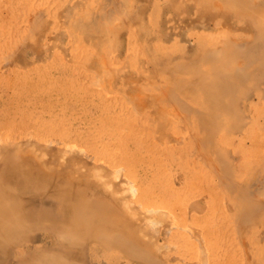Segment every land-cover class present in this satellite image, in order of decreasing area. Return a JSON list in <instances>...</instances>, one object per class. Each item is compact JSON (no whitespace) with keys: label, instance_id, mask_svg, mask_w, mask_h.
I'll list each match as a JSON object with an SVG mask.
<instances>
[{"label":"rangeland","instance_id":"obj_1","mask_svg":"<svg viewBox=\"0 0 264 264\" xmlns=\"http://www.w3.org/2000/svg\"><path fill=\"white\" fill-rule=\"evenodd\" d=\"M34 1L40 2L41 0H0V97L2 98V102L0 103L1 143L4 142V145H6L11 142V138L8 137V134L14 129L27 128L28 130H31L32 128L31 131L36 130L35 132H39L42 136L41 137L39 133H37V136L39 137H35L33 140V142H35L34 145L40 146L37 147L36 154L46 152L45 154L48 156L45 155V161H53V163H48L49 167H59L63 161L71 163L74 158H77L80 161L78 165H72L73 169L80 168L82 170L84 169L83 171H85V167L83 166H85L86 163L93 165L94 162L96 163L98 160V164H101V162H106L104 161V158L98 159L96 153H99L100 149V151L105 150L106 154L110 152V150L103 149L102 146L105 144V142H108V137L104 132L107 133L108 131L114 130H112V123H114L112 120V115L114 114L113 116H116V118L114 117V120H118L119 118L118 121L121 122L122 125V130H119L121 133H115L116 135L114 134V137H116V140L124 137L128 141L131 152L133 153L131 155V169L140 165V169L146 171L148 174L147 178H145L143 172L137 170V168L133 169L134 173L131 172L130 174L131 179L133 178L134 181H137V185H139L138 187L144 190V203L152 204L154 200L155 203L153 204H161L162 206H165H163L164 208H161V205L160 207L158 205L159 208H157L156 205L155 209L159 210L157 212L167 214H169V209L171 208L170 204H173L172 206L174 208L171 209L175 210L177 215L173 216L169 214L172 216V220H174V217L176 218V223L174 222V225L171 226L173 229L170 230L171 232L169 234H167V232H161L164 231L166 227L164 226L165 224H162L163 226L159 224V227L154 224V226L158 227V230H153V226L149 223V226H145V234L147 236H145L143 230H140L144 234V237L143 234L142 236L140 235V237H143L145 240L146 238H149L147 240L150 242H152V240L155 238L153 242L158 245L160 244L161 246L160 253H153V256H156L155 259L153 257L155 261H144L130 257L121 248L110 246L105 241L94 240L93 236L90 235H85L86 243L81 248H79V245H76L73 249L69 248L61 237V235L66 232V228L64 227L63 217L60 218L61 216H57L59 215L60 211L62 212L65 209H59V207H61V203L59 200L60 197H57V200L54 202L57 205L50 209L54 211L52 215L53 218L51 220V226L49 227L50 230L37 227L38 231H35L39 232V236L44 240L35 244L25 243L24 247H26V252H37L36 249L39 247V253L41 252V256L43 254L41 251V246H46V250L50 254L61 257L63 261H69L72 263L81 262V264H158L157 262H160V260H162V262L159 264H264V210L257 215H248L249 219H246L247 221H250H248L249 223L237 221L234 219L236 214L235 212L230 213L229 211H226L227 206L233 205L234 203L233 197L235 196V189H232L231 186L235 185L236 181L246 182L251 176L250 174L244 175V173H241L238 170L235 171V169L232 167V165L234 166L240 163L243 164V160L240 159L242 154L240 151H237L236 153L240 157L237 156L235 160H233L230 155V152L232 153L231 150H233V148L236 149L238 143L235 144V142L239 140V138H234L236 141H234L233 144H229L227 147L225 144L222 148L218 146L219 140H227L232 138L230 136H226L227 127H230L229 123H236L234 121H237L239 116L237 115V112H233L231 115L222 114L219 119L214 120L216 124V126L214 125V129H210L209 131L207 127L208 125L210 126V122H208L209 118L207 117L206 113L209 112L210 107L206 100L205 93L197 87H191L192 83L199 84L201 82L202 75H195V69L197 66L191 67L190 71L186 73L163 72L162 61L159 58H154L147 52V49H149L150 46H153V44L150 43L151 41H146L144 39V35H148L143 32V30L140 28V25H131L127 23V20L126 24L123 22L121 24L122 26L120 27L119 24L113 22L114 30L116 29L118 31L111 34L104 32L103 34L94 35L89 32V28L87 26H85V29L80 30L75 28L73 25L75 21V18H73L74 10L71 11L73 12L71 13L73 15H71L70 18H62V21L60 20V22H55L52 19L49 20V26L56 27V32L59 29V39H54L57 35L55 32L49 37L50 39H46L44 29L40 32H36V28L32 29L33 39H25L23 33L25 31L29 32V28L27 29L25 26H23V23L21 24V10L19 7L21 6L22 2L33 3ZM75 1L77 0H57L59 6L64 5L70 8L73 7V3ZM118 1L121 3V0ZM150 1V5L152 6L154 1ZM82 2L83 4L85 3L84 7L82 8L83 12L85 11V14L90 12L92 9H104V5L102 4L103 1L100 3L98 0H82ZM89 3H91V5L88 7ZM133 3H135L133 4L134 13L138 14L142 6H144V3H141L139 0H135ZM135 6L137 7L135 8ZM157 7L158 6H155L152 7V9H149L147 14L150 13L151 16V14L156 11ZM105 8L110 10L111 6H105ZM129 8L131 9L132 7L130 6ZM158 10L161 14H153V18L155 17V20L151 17L152 20L150 21L148 18L150 16H148L145 20L150 30L149 35H154V30H156V34H158L160 27V23L158 22L159 16L164 13V11H161L160 8ZM168 12L166 14L169 20L167 25L168 28L174 29V31L176 30L175 35L178 39V46L173 45L172 42H166L165 46L166 48L167 46L170 47L172 51H178V49L181 48L183 44H185L179 36L181 32L185 30L177 28L178 25H175V21H172L173 19ZM85 20H88L87 17H85ZM41 27H44L42 22ZM131 28L132 30H130ZM186 31L188 32H186L187 34L190 33L189 37L191 38L189 39L192 50L198 47V44L201 40H207L206 37L208 32L204 30ZM246 35L248 36L249 34ZM38 50H41L44 55L42 54L41 56H37L38 54L36 52ZM248 59L249 60H247V62L253 63V66L257 64V61L254 60V58ZM29 61L31 63L28 64ZM244 61V63H246L245 59ZM203 67L205 68L208 66L205 65ZM92 75H97V80L95 76L93 79ZM98 78L100 79L99 83L102 84V86H100V84L97 82L99 81ZM254 79L255 77L253 74L250 80L251 85L249 81L248 86L245 87V91L253 88ZM176 80H178V82H184L186 86L182 89L179 88L175 84ZM79 82H81V86L79 85ZM92 82L93 84H91ZM148 83V86L144 85ZM158 86L163 88L161 89ZM169 86L174 88V94H176V97L178 98L177 102L166 97V95L163 93L164 91H161L168 88ZM263 86L264 79L255 89H253V91L255 93H259L260 91L264 90ZM88 89L90 91L92 90L91 92H96L90 93ZM32 91H34L35 94L28 96ZM18 93L20 94L18 95ZM105 93L107 94L105 95ZM43 94L48 95L46 97V95L42 96ZM32 96L34 97L32 98ZM97 97H99V99ZM104 97L105 99H103ZM114 97L116 99H114ZM75 98L77 99L75 100ZM142 98L145 100V102L141 100ZM160 98H162L161 101ZM21 100L23 101L22 103H24L23 105L20 102ZM34 100L36 101V104ZM17 101H19L21 104ZM26 102L28 105L25 104ZM178 102L181 103V105H179ZM243 102L244 99L242 98L239 104H237L238 112H240ZM5 103H8L9 106ZM18 103L19 105H17ZM81 104L83 106H81ZM106 104L109 106V108L106 106ZM182 105L188 106L196 111L198 110V113L202 112V114L200 113L201 118H198V116L192 117V114L187 115V113L184 112L185 110L183 111V109L179 107ZM258 107L264 108V104H258ZM71 108L75 110L72 109V112L70 110ZM30 109L31 111H34L29 112ZM41 110H44L45 112H41ZM48 111L52 114L47 113ZM106 111L108 113H105ZM71 112L76 116L75 118H78L75 119ZM32 113L33 115L31 116L30 114ZM106 114L108 116H106ZM22 115H28V117L25 116L27 118H24ZM69 115H71L72 118ZM103 116L106 118L107 122L104 121V123L106 122L107 125L106 123H102L104 120ZM235 116L238 118L236 119ZM107 117L109 120H111L109 121ZM203 117L204 120L201 122L200 120H202ZM100 118L103 119L101 122ZM24 119L25 124L27 123L26 125L23 122ZM37 119L39 120L37 121ZM40 120L42 122H40ZM229 120L232 121L229 122ZM260 120L262 122L258 121L259 123H264L263 118H260ZM14 122L17 123L15 124ZM38 122L39 124L41 123L39 126ZM124 122L126 124H124ZM109 123L110 126L108 128L107 126ZM204 124H206L207 127ZM102 125L104 128L101 129ZM61 126L63 128H61ZM8 127L9 129L13 128V130H9ZM4 128L9 131L7 132ZM51 128L52 131L50 130ZM102 130H104V134L102 133L103 135L100 133ZM67 131H69V133ZM97 131H99L98 136H101V138L97 136ZM49 132L50 134H54L50 135L48 134ZM58 132L61 134V136ZM42 133H45L46 135ZM56 133H58V136L63 139L64 143H61L62 146L56 142L51 143L49 140L50 138L52 140H55V137L58 138L57 135L55 136ZM95 138L98 140L95 141ZM82 139L84 140L82 141ZM99 139L101 142H99ZM44 140L46 141L44 142ZM78 141H82L84 143H79ZM192 141L194 142L195 146L193 145L192 147H189L188 143ZM212 141L215 143L212 144ZM48 142L51 143L52 146H50L51 144L49 145ZM207 142H209V147H207ZM47 145H49V148L46 147ZM110 147L111 148L107 149H111L113 155L117 156L119 153H122V151H118L115 147ZM44 148H46V150ZM94 148L97 149L95 150ZM69 149V154L63 153L64 150L66 152V150ZM72 150H75V152L73 151L72 153ZM78 151L79 153H77ZM78 154H80V156ZM83 154L85 156L87 154V156L85 157ZM87 157H90V159H87ZM91 159H93V161ZM9 161L12 162V174L18 170H22L21 173L23 174L33 170L30 162H25L21 159H14L13 157H9L8 162ZM142 161L144 164H141ZM116 169L119 170L121 167H112V173H115L114 171H116ZM122 169L120 172V175H122L121 179L125 178V180H127L126 177L130 179V177L126 175L124 176L126 171L125 169ZM180 175L185 177L184 180L181 179L182 184L178 181H175V178ZM139 181L142 184H140ZM33 184V180H26L25 184L18 185L19 188L13 184L12 189L14 192H8L7 198L18 199L17 195H20L21 198L24 199L30 187L33 188ZM132 184L130 183L129 186V183H127L128 189L132 188ZM251 184L253 187H256V189H264L262 188L264 186L261 184H259L260 186H254L255 183ZM43 185L44 186L42 187L44 189L52 193L50 190L53 189L52 185ZM121 188L123 189V185ZM128 189L126 187V190ZM177 189L183 191L179 192ZM259 190L256 193H258V195H260V197L262 196L264 199V190ZM130 191L131 190H129V192ZM20 192L25 195H21ZM133 193L134 192H130L129 194L133 195ZM146 197H148L150 201ZM160 201L165 204L161 203ZM166 202L169 203L167 204ZM197 202L201 203L199 210H195L193 207ZM166 204L170 206L168 207ZM209 208L211 211L209 210L208 212L207 209ZM180 212L182 215L184 214V217L179 214ZM193 217L195 220L197 217V222L194 221ZM107 218H109L110 223L114 222L115 220V218L112 217ZM165 218L167 219V216H165ZM225 222H229L230 224L226 225ZM40 223H42V221H40ZM256 224H259L260 227H257ZM35 225L37 226V224ZM95 227L100 228V230L103 229L105 234L108 236H112V233L123 234L126 237L130 236L129 232L126 231L128 230L127 228L111 229V225L106 227L101 222H95L94 228ZM89 228L90 227L88 226V229ZM174 230L177 231L174 232ZM154 231H156L158 234L160 232L163 233L164 238L160 241H157L156 236L158 234ZM180 234L182 236H180ZM140 237H138L136 240L139 245H141ZM205 240L209 241L205 242ZM165 245L168 247V249ZM164 246L167 250L164 248ZM162 248L164 249L162 250ZM17 250L18 249L15 245H7V253L8 255H11L10 259L12 258L13 254L14 256L15 254L18 255ZM71 251L74 252L73 257L69 256ZM76 251H84L86 253V257L79 259L82 258V256L75 254ZM38 255L33 256L31 254H24L22 255L21 262H18V264H27L30 262V259H28L30 256H32L31 259H34ZM9 262L10 261L8 260V263L5 262V264H17ZM0 264H3L1 260Z\"/></svg>","mask_w":264,"mask_h":264},{"label":"bare ground","instance_id":"obj_2","mask_svg":"<svg viewBox=\"0 0 264 264\" xmlns=\"http://www.w3.org/2000/svg\"><path fill=\"white\" fill-rule=\"evenodd\" d=\"M66 1H69V0H66ZM102 1H103V3H102ZM134 1L133 0H121V3H119L120 1H118V0H98V2H100L104 5V9L103 8H102V10L92 9L90 12H88L86 14H85V11L83 12V9H82L84 7V4H85V3L83 4L82 0L75 1L73 3L72 8H70L68 6H64V5L59 6L57 0H41L40 2L34 1L33 3L22 2L21 6L19 7V9L21 10V12H20L21 20L20 21H21V24L23 23V26H25L27 29L29 28V32L25 31L23 33V35L25 36V39H33L32 29L36 28V30H35L36 32H40L44 29L46 39H50L49 37L54 32L57 33V35L55 34L56 36L54 39H56V38L59 39L58 38L59 29L56 32V29H57L56 27L49 26V23H48L49 20L52 19L55 22H58V21L60 22V20L62 18H65V19L70 18V16L73 15V14H71V13H73L71 11L74 10V17L73 18H75V21H74L73 25L75 26V28L80 30V29H85V26H87L89 28V32L94 34V35L103 34L104 32L105 33L108 32L111 34L113 32L118 31L116 29L114 30L113 22H116L117 24H119L120 27L122 26L121 24L123 22H125L124 24H126L127 20H128L127 23H129L131 25H134V24H136V26L140 25V28L143 30V32L148 35V36L144 35V37H145L144 39L146 41H151L150 43L153 44V46H154V47L150 46L149 49H147V52L150 55H152L154 58H159L162 61V71L163 72H166V73H169V72L186 73V72L190 71L191 67L197 66V68L195 69V72H196L195 75L196 76L202 75L201 76V82L199 84L198 83H192L191 87H193V88L197 87L198 89L202 90L205 93L206 100L209 103V107H210L209 112L206 111L207 112L206 115L209 118L208 122H210V126L208 125V127H207L206 124H204V125L209 129V131H210V129L211 130L214 129V125L216 126L214 120L219 119L222 114L231 115L233 112L234 113L237 112V115L239 116V118L235 116L236 119L238 118L237 121H234L236 123H232V124L229 123L230 127L229 128L227 127V135L226 136H230L232 138L227 139V140L226 139L225 140H219L218 146L222 148L225 144L227 147L229 144H233L234 141H236L234 138H239V140H237L235 142V144L238 143V145L236 146V149L233 148V150H231L232 153L230 152V155H231L232 159L235 160L237 158V156L240 157L239 155L236 154L237 151H240L242 153L240 159L243 160V164L240 163L238 165L237 164L234 166L232 165V167H233V169H235V171L238 170L239 172L244 173V175L250 174L251 176H250L248 181H246V182H237L236 181V184L231 186L232 189H235L234 190L235 196L233 197L234 203H233V205L227 206L226 211H229L230 213L235 212L236 213L235 218L234 217L233 218L236 219L237 221L248 222L249 220L247 221V219H246L249 217L248 215H252V214L257 215L258 213H260L264 210V199L262 198V196L260 197V195H258V193H256V192H258L259 189H256V187H253V185L251 184V183H253V184L255 183L254 186L259 185V184L264 186V123L258 122V121L262 122L260 120V118L264 119V108H262L263 106L258 107V104H261V103L264 104V90L260 91L259 93H255L253 91V89H255L264 79V0H152V1H154L152 6L150 5V2H151L150 0H139L141 3H144V6H142V8L140 9L138 14L134 13V9H133V7H134L133 4H135V3H133ZM50 3H52V4H50ZM90 5H91V3L88 4V7ZM124 5H125V7H124ZM52 6H53V8H52ZM105 6H109V7L111 6V9L110 10L106 9ZM130 6L132 7L131 9L129 8ZM155 6H158L161 9V11L162 10L164 11V13L159 16L158 22L160 23V27H159L158 34H156V30H154V35H149L150 30H149V27L146 24L145 20L148 16H150V13L147 14V12H149V9H152V7H155ZM136 7L137 6H135V8ZM158 7L156 8V11H154L153 14H156V15H158V13L161 14L160 11L158 10L159 9ZM167 12L170 14L171 18L173 19L172 21L173 22L175 21V25H178L177 28L185 30V31L181 32V34L179 35L181 37V40L184 41L185 44H183V46L181 48H179L178 51H172L170 49V47L167 46V48H166V46H165L166 42H172L173 45L178 46V44H177L178 39L175 35L176 30L174 31V29L168 28V25H167L168 21H169L168 17L166 16ZM153 14H151V16L148 17L150 21L152 20L151 17L153 18ZM164 14H165V16H164ZM85 17H87L88 20H85ZM153 19L155 20V17ZM41 22H42V24H44V27H41ZM170 23H172V22H170ZM58 27H60V26H58ZM128 28H130V27H128ZM130 30H132V28ZM186 30H190V31L191 30H204V31L208 32V35L206 37L207 40L206 41L201 40L198 44V47L196 49L192 50V47L190 45V39H189V38H191V37H189L190 33L187 34L188 32ZM120 33H122V32H120ZM246 34H249V35L247 36ZM128 37H129V35H128ZM198 41H199V39H198ZM127 43H128V41H127ZM154 43H155V45H154ZM48 44H49V42H48ZM36 53L38 54L37 56H41L43 54L41 50H38ZM248 58H254V60L257 61V64L255 66H253V63H251V62L248 63L247 62V60H249ZM244 59L246 60V63H244L245 62ZM29 63H31V62L29 61L28 64ZM205 65L208 67L204 68L203 66H205ZM28 70H29V68H28ZM253 74L255 77V79L253 80V88L245 91V87L248 86V82L251 80V77L253 76ZM94 76L97 80V75H94ZM94 76H93V79H94ZM155 80H156V78H155ZM97 82L99 83L100 79ZM175 82H176L175 84L181 89L186 86V84L184 82H178V80H176ZM79 83H80L79 85L81 86V82H79ZM91 84H93V82ZM144 85L148 86L149 83L144 84ZM144 85H142V86H144ZM250 85H251V81H250ZM100 86H102V84H100ZM110 86H111V84H110ZM159 88H161V86ZM30 89H32V88H30ZM30 89H28V90H30ZM85 90H87V89H85ZM83 91H84V88H83ZM91 91H90V93L96 92V91L95 92L94 91L91 92ZM97 91H99V90H97ZM161 91H164L163 93L166 95V97H168L172 101H176V102L178 101L176 94H174L175 93L174 88L169 86L168 88L163 89ZM32 92L28 96L35 94L34 91H32ZM45 93H46V90H45ZM19 94L20 93H18V95ZM106 94L107 93H105V95ZM21 95H23V94H21ZM45 95L43 94L42 96H45ZM47 95H46V97H47ZM33 97L34 96H32V98ZM81 97H83V96H81ZM105 97L103 99H105ZM160 97H162V96H160ZM97 98L99 99V97H97ZM242 98L244 99V102H243V105L241 106L240 112H238L237 104H239V102ZM67 99H69V98H67ZM76 99L77 98H75V100ZM82 99H84V98H82ZM82 99H80V100H82ZM114 99H116V98L114 97ZM141 100L145 102V100L143 98ZM161 100H162V98H160V101ZM71 101H69V102H71ZM107 101H109V100H107ZM179 101H181V100H179ZM1 102H2V98L0 97V103ZM13 102H15V101H13ZM17 102H19V101H17ZM20 102L22 103L23 101L21 100ZM27 102L25 104L28 105L29 102L28 103ZM83 102H81V103H83ZM104 102H106V101H104ZM109 102H107V103L108 104L112 103V102H110V103ZM19 103L17 105H19ZM79 103H80V101H79ZM5 104H8V103H5ZM23 104L24 103H22V105ZM35 104H36V101H35ZM113 104H114V101H113ZM178 104L181 105V103H179V102H178ZM8 106H9V104H8ZM32 106H34V105H32ZM81 106H83V105L81 104ZM106 106H107V104H106ZM182 106H183V108H182ZM182 106H179V107L181 109H183V111L185 110L184 112L187 113V115L192 114L193 115L192 117L198 116V118H199L202 114V112H200L201 114L198 113L197 112L198 110L197 111L193 110L190 107L185 106V105H182ZM107 107L109 108V106H107ZM72 109L73 108H71L70 110L73 112V110H75V109H73V110ZM18 111H19V109H18ZM23 111H24V109H23ZM33 111H31V109H30L29 112H33ZM43 111L44 110H41V112H43ZM107 111H109V110H107ZM107 111L105 113H108ZM2 112H3V110H2ZM51 112H53V111H51ZM72 112H71V114H72ZM74 112H76V111H74ZM47 113H49V111ZM14 114H15V112H14ZM49 114H52V113H49ZM86 114H87V112H86ZM28 115H25V116L28 117ZM30 115L32 116L33 113ZM72 115L74 116V118L76 117L74 114H72ZM101 115H102V113H101ZM113 115H112V118H113L112 120L114 121V123H112V125H113L112 130L113 129L114 130L108 131L107 133L104 132V130H102V132H100L101 134L104 132L105 135H107L108 142L107 143L105 142V144L102 147H103V149L110 150V152L106 154L105 150L100 151L101 149L99 150V148L97 147L99 150V153H96L98 159L104 158L105 159L104 161H106V162H104V163L101 162V164H98L99 160L97 161V159L95 158L97 161L96 163L94 162L93 165L86 163V165L83 166V167H85V171H83L84 169L82 170L80 168H74L73 169L72 165H74V164L78 165V163L80 161L77 158H74L71 163H67V162L63 161L59 165V167L58 166L49 167L48 163H50V162L53 163V161H45V157H46L45 155H47V154H45L46 152L43 151L44 153L36 154L37 147H40V146L34 145L35 142H33V140L35 137H39V136H37L38 135L37 133H39V132L36 133L35 132L36 130L31 131L32 128L30 126H29L31 128V130L29 129L30 131L27 128H21V129L19 128L16 130L15 129L13 130V128H11L13 131H10L8 134L9 135L8 137L11 138V142H9V144H6V142H5L6 145H4V142L1 143L2 138L0 135V260L2 261L3 264H5V262L8 263V260L11 263H17L18 264V262H21L22 255H24V254L25 255L31 254L33 256L39 254L34 259H31L32 256H30L28 258V259H30V262L27 264H81V262H78V263L73 262L72 263L69 261H67V262L63 261L61 259V257H57L55 255L50 254L46 250L47 249L46 246H41L42 247L41 251L43 252V254L41 256H40L41 252L39 253V250H40L39 247H37L38 249H36L37 252L29 251L28 253L26 252L27 251L26 247H24L25 243L35 244V243H38L39 241L44 240L43 238L41 239V237L39 236V232H36L35 230H37V227L44 228L45 230H50L49 227L51 226V220L53 218L52 215L54 213V211H52L50 209L57 205L54 203L57 200V197L58 198L60 197L59 200L61 203V205H60L61 207H59V209H63V208L65 209L62 212L60 211L59 215L57 216V217L61 216L60 218L63 217L64 227L66 228V232L63 233L61 235V237L63 238L64 242L67 244V246L69 248L73 249L76 245H79V248H81L86 243L85 242V235H90V236H93L94 240L105 241L110 246L121 248L130 257L136 258L138 260H144V261H151V260L155 261L154 259L156 256H153V253H156V252L160 253L161 246H160V244L158 245L155 242H153V240L155 238L153 240L151 239L152 242L147 240L149 238H146V240L143 238L145 231H146L145 226H149V223H150L153 226V230L154 229L158 230L157 228L160 226L159 224H161V225L165 224L164 226H166V227H165L164 231H161V232H167V234H169L171 232L170 230L173 229V227L171 228V226L174 225L173 224L174 222L176 223V218L174 217V220H172V216H170V215L176 216L177 212L175 210L171 209V208H174L172 206L173 204H170L171 205L170 209L168 208L169 214H170L169 215L167 213L157 212L159 210L155 209L157 204L156 205L153 204V203H155L154 200H153L152 204L144 203V199H145V195L143 194L144 190H142V188L140 189V187H138L139 185H137V181H134L133 178H132L133 179L132 180L130 177V174H131V172L134 171L133 169H136V168H137V170H140L143 172V175L145 178H147L148 174L146 171H143L140 169L141 168L140 165L137 166L136 168L131 169V167H130L131 155L133 153L131 152V148L129 146L128 141L124 137H122L118 140L115 139L116 137H114V134L119 133L122 130V127H121L122 125H121V122L118 121L119 120L118 116H117L118 120L116 119L117 120L116 121V120H114V117L116 118V116H113ZM25 116H23V117L27 118ZM69 116H71V115H69ZM106 116H108V115L106 114ZM71 118H72V116H71ZM77 118H75V119H77ZM107 119L109 120L108 117H107ZM29 120H31V119H29ZM38 120L39 119H37V121ZM102 120L103 119L100 118V122ZM203 120H204V117L200 121L202 122ZM24 121H25V119L23 120V122ZM50 121H52V120H50ZM104 121H106L105 117H104V120L102 123H104ZM231 121L232 120H229V122H231ZM40 122H42V121L40 120ZM53 122H54V120H53ZM11 123H13V122H11ZM6 124H8V123H6ZM24 124H25V122H24ZM34 124H32V125H34ZM40 124L38 122V126ZM50 124H52V123H50ZM69 124H72V123H69ZM124 124H126V123L124 122ZM20 125H22V124H20ZM25 125H23V126H25ZM42 125H43V123H42ZM106 125H107V123H106ZM109 126H110V123L108 124L107 127L109 128ZM13 127H14V125H13ZM61 128H63V127L61 126ZM79 128H82V127H79ZM102 128H104L103 125H102L101 129ZM0 129H1V127H0ZM4 129L7 131L6 128H4ZM8 129H9V127H8ZM11 129H9V130H11ZM50 130L52 131V128ZM66 130H68V129H66ZM86 130H88V129H86ZM99 130H100V128H99ZM50 132L48 134H50ZM53 132H54V130H53ZM64 132H62V133H64ZM67 132L69 133V131H67ZM81 132H79V133H81ZM223 132H224V130H223ZM45 133H42V134H45ZM58 133H56L55 136L56 135L58 136ZM98 133H99V131H97V136L99 135ZM0 134H1V131H0ZM53 134H50V135H53ZM3 135H4V133H3ZM39 135H40V133H39ZM82 135H83V133H82ZM60 136H61V134H60ZM117 136H119V135H117ZM236 136H239V137H236ZM98 137L101 138V136H98ZM98 137H96V138H98ZM55 138H56L55 140H52L51 138L50 139L48 138V139L51 141V143L56 142L57 144L62 146L61 143H64L63 139H61L59 136H58V138L57 137H55ZM48 139H47V141H48ZM67 139H65V140H67ZM83 140L84 139H82V141ZM97 140L98 139H96L95 141H97ZM103 140H105V139H103ZM37 141H38V139H37ZM45 141L46 140H44V142ZM81 142H79V143H81ZM85 142H86V140H85ZM99 142H101L100 139H99ZM51 143H49V145ZM56 143H54V144H56ZM82 143H84V142H82ZM207 143H208L207 147H209V142H207ZM214 143L215 142L212 141V144H214ZM49 145H47L46 147L49 148ZM188 145H189V147H192L194 145V142L193 141L189 142ZM50 146H52V144ZM110 146L115 147L120 152L122 151V153H119L117 156L113 155L112 150L107 149V148H111ZM97 148H94V149L96 150ZM44 149L46 150V148H44ZM69 151H70V149L66 150V152L64 150L63 153L69 154L68 153ZM73 151L75 152V150H72L71 152L73 153ZM77 153H79V151ZM80 154L82 155L81 152H80ZM80 154H78V155L80 156ZM101 155H103V156H101ZM86 156H87V154H86ZM9 157H13L14 159H21V160H24L25 162H30L32 165L31 167H33V170L31 172L24 173L25 175L23 173H21L22 170H18L17 172H14L12 174L11 173L12 162L11 161L8 162ZM87 159H90V157H87ZM91 160L93 161V159H91ZM141 164H144V162L142 161ZM69 165L71 168L69 167ZM112 167H114V168L115 167H121V169L123 168L122 170L125 169L126 173L125 174L123 173V174H124V176L126 175V176L130 177V179H128L127 177H126L127 180H125V178L121 179L122 178L121 177L122 175H120L121 169H119V170L116 169V171H114L115 173H112ZM136 171H135V175H136ZM184 178H185L184 176L180 175L177 178H175V181L176 182L178 181L182 184L181 179L184 180ZM26 180H33L34 184H33V188L30 187V189H29V191H28V193L24 199L21 198L20 195H17L18 199L7 198L8 192H10V191L14 192V190L12 189L13 184H15L19 188L18 185L25 184ZM185 182H186V179H185ZM127 183H129V186H130V183L131 184L133 183L132 188L128 189ZM43 184L52 185L53 189H50L52 193H50L46 189H44L42 187V186H44ZM140 184H142V183L140 182ZM250 184H251V186H250ZM122 185H123V189L121 188ZM126 187L128 190H126ZM262 188H264V187H262ZM129 190H131L130 192H134L133 195L129 194L130 193ZM261 190H264V189H261ZM261 190H259V191H261ZM20 191H21V189H20ZM178 191L181 192L183 190H178ZM21 192H20L21 195H25ZM125 194H129V195H125ZM263 194H264V191H263ZM146 198H148V197H146ZM152 199H154V198H152ZM148 200H149V198H148ZM156 200H157V198H156ZM161 203H163V202H161ZM175 203H174V205H175ZM163 204H165V203H163ZM200 204H201L200 202L195 203L193 206L194 209L199 210ZM158 205H157V208H159L161 204L159 205V207H158ZM163 206L161 205V208L165 207V206L164 207ZM150 207H151V209H150ZM207 210L209 212L210 208ZM183 213H186V212H183ZM179 214H181V212ZM164 215L167 216V219L165 218ZM225 216H227V215H225ZM107 217L115 218L114 222L110 223L109 218H107ZM194 217H193V219H194ZM177 219H179V218H177ZM196 220H197V217H196ZM196 220L194 219V221H196ZM40 221H42V223H40ZM95 222H101L106 227L111 225L112 226L111 229L127 228L128 230H126V231L129 232V235L132 238L130 236L126 237L125 235L119 234V233H116V234L112 233V236H108L107 234H105L103 229L100 230V228H97V227L94 228ZM158 222H160V223H158ZM161 222H163V223H161ZM180 222H182V221H180ZM225 223H226V225L230 224L229 222H225ZM35 224H37V226ZM40 224H42V225H40ZM154 224L156 226H158V225L159 226L156 227V226H154ZM176 225H178V224H176ZM88 226L90 227L89 229H88ZM256 226L260 227L259 224H256ZM225 227H227V226H225ZM140 230H143L144 234ZM175 231H177V230H174V232ZM151 232H152V230H151ZM154 232H156V231H154ZM161 232L159 234L156 232L158 234L156 236L157 241H160L164 238L163 237L164 234ZM142 234H143V237H140V235L142 236ZM150 235H148V236H150ZM145 236H147V235L145 234ZM180 236H182V235L180 234ZM138 237H140L141 245H139L136 241L138 239ZM204 238H205V236H204ZM208 241L205 240V242H208ZM8 244H12V246L15 245L18 249L17 250L18 255L15 254V256H14V254H13L11 259H10L11 255L10 254L8 255V253H7V245ZM165 246H164V248H165ZM43 248H45V249H43ZM164 248H162V250ZM167 249H168V247H167ZM73 253L74 252L71 251L69 256L73 257ZM75 254H77L78 256H82V258H79V259H83L86 257V253L84 251H79V252L76 251ZM153 257H154V259H153ZM160 262H162V260H160ZM160 262H157V263L159 264ZM153 264H155V263H153Z\"/></svg>","mask_w":264,"mask_h":264}]
</instances>
